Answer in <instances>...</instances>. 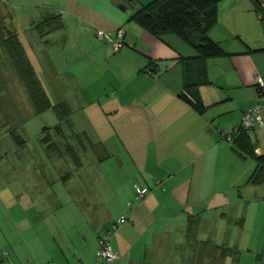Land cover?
<instances>
[{"label": "crops", "instance_id": "0c3cea01", "mask_svg": "<svg viewBox=\"0 0 264 264\" xmlns=\"http://www.w3.org/2000/svg\"><path fill=\"white\" fill-rule=\"evenodd\" d=\"M37 1L25 2L38 11L23 26L29 51L4 0L6 23L17 32L41 90L52 104L69 109L65 135L81 134L97 144L87 153L105 159L100 164L105 196L121 207L108 224L78 233L72 227L71 235L55 221L67 220L65 204L79 212L78 196L63 191L58 199L50 197L52 218L49 210L43 212L48 200L38 195L15 192L17 202L0 198V218L6 216L5 228L0 227V264H94L98 238L107 234L119 255L115 264H263L264 181L251 179L256 158L232 147L222 133L238 128L256 102L255 80L264 82V0H215L217 19L207 36L223 54L202 61L176 34L155 35L131 19L153 0ZM50 15H59L60 27L40 34L35 25ZM98 29H122L123 47L114 51L96 36ZM198 63L204 82L192 91L202 112L180 97L184 64L188 80L196 83ZM0 76L3 88V82L17 92L23 87L28 115L52 110L60 122L52 108L35 112L1 48ZM3 105L16 115L12 101L0 95ZM261 119L247 134L254 154L264 156V108ZM74 123H85L88 131L73 129ZM44 127L50 126H43L37 138L50 156L40 142ZM23 140L15 146L25 147ZM118 166L123 176L117 175ZM36 168L42 172L44 167ZM71 177L70 171L60 176L63 184ZM136 187L146 189L142 197ZM123 215L126 222L113 230ZM20 222L27 226L20 228ZM19 242L32 251L31 259L17 252Z\"/></svg>", "mask_w": 264, "mask_h": 264}, {"label": "rangeland", "instance_id": "374dc122", "mask_svg": "<svg viewBox=\"0 0 264 264\" xmlns=\"http://www.w3.org/2000/svg\"><path fill=\"white\" fill-rule=\"evenodd\" d=\"M6 1L10 4L13 14H15L16 21L19 25V31L22 34L21 38L24 42L23 44L29 51L30 45L27 42L28 34H24L23 26L26 25L29 18H35L34 16L37 15L38 11L35 10V8H29L25 4L27 0ZM31 1L38 2L37 0ZM4 75L2 77L8 81L7 74ZM0 79L3 80L1 76ZM4 83L5 82H3L4 88L0 83V88L2 87L0 95L12 101L13 106H15L16 115L11 116V114H9V110L7 109L9 107H5L4 105L0 107V198L7 201L10 197L14 202H17L20 196H15V192L26 196L28 192L30 194L29 196L38 195V198L42 201L48 200V204L42 205L43 212L49 210L50 215L48 218H52L51 215L54 203L52 202L53 199L50 197L56 198L59 196L60 198L63 191H65L79 197V203H75V206L77 205L80 207L79 212L76 210V213L73 209L74 206L72 207L71 204H65L63 208H66L65 213L68 214V218L67 220L61 219L60 221H55V226L61 223L62 226H60V228L63 227V231H69L72 235L73 228L75 232L78 233L82 230L95 231L94 225L108 224L110 216H114L121 206L118 203H109L108 198L105 196L107 189L104 186V177L106 173L104 170H100V164L105 159L99 161L90 154V152L87 153V155L81 156L83 160V167L81 170L74 169L72 157L64 151L67 142L58 137H56L54 142L60 150L47 156L38 141L37 134L43 126H53L58 122L55 114L52 110H47V112L43 114L28 115L29 109L26 107V101L28 100L23 87L20 88V92H17L13 90V86L9 83L8 85ZM49 96H51V94H49ZM80 126H82V128H87L88 131V126L85 125V123L79 126L74 123L73 129H78ZM10 129H15L16 133L25 139V147L17 148L15 146V140L9 136ZM108 163L113 164L114 162L111 160ZM40 165L44 167L42 172L36 168V166ZM115 167L117 166L115 165ZM117 170L118 176L124 175L119 166ZM65 171H70L72 173L71 181L68 184H63L60 178ZM68 206H70L71 209ZM74 208L76 209V207ZM40 218H42L41 214ZM60 218L61 217H59V219ZM4 219H6V216L0 218L1 228H5ZM42 220H44V218H42ZM39 222L38 225L35 224L34 226L37 229L41 227ZM25 226L27 225L24 223L21 224V222L19 223L20 228ZM17 249V252L21 254L25 260L26 258L31 259L32 251L29 250V247L19 242Z\"/></svg>", "mask_w": 264, "mask_h": 264}, {"label": "trees", "instance_id": "16d2710c", "mask_svg": "<svg viewBox=\"0 0 264 264\" xmlns=\"http://www.w3.org/2000/svg\"><path fill=\"white\" fill-rule=\"evenodd\" d=\"M3 5L4 0H0V48L8 57L18 77L24 84L35 112L41 113L48 108H52L60 118L59 123L43 128L46 134L45 137L40 139V142L51 154L60 150L54 142V136L64 139L67 142L64 151L72 157L74 165L80 167L83 165L81 156L87 155V147L94 149L97 144L91 140L82 139L81 134L65 135V129L70 126L67 120V115L70 111L64 104H52L41 90L34 70L28 63L17 32L6 23L9 16L7 10L6 12L4 11ZM131 19H134L152 34H176L194 47L200 60L223 54L219 46L207 36L208 30L215 24L217 19L215 0H153L133 13ZM47 27L49 31L58 29L60 27L59 15H50L35 25L36 30L40 34H43ZM184 62L185 59L183 60ZM186 65L184 64L183 90L180 93V97L190 103L196 110L202 112L203 105L200 98L196 91H192L193 87L204 82L200 73L202 64H197L199 80L196 83L188 80ZM249 130L238 126L235 131L229 132L232 134V141L227 142L235 149L240 148L256 158L258 165L251 179L254 182L264 181V156L254 154L253 146L247 134ZM9 134L16 143L22 144L24 142L15 129H10ZM101 158L103 157H98L97 160Z\"/></svg>", "mask_w": 264, "mask_h": 264}, {"label": "built area", "instance_id": "2783aa9c", "mask_svg": "<svg viewBox=\"0 0 264 264\" xmlns=\"http://www.w3.org/2000/svg\"><path fill=\"white\" fill-rule=\"evenodd\" d=\"M96 36L106 41L114 51L120 50L123 47V31L122 29H117L114 32H106L101 29L96 30ZM256 87V102L247 111L244 112L239 127L251 129L254 126L260 125L262 123L261 112L264 108V82L261 78L255 80ZM224 139L228 142L232 141L231 133H222ZM137 195L142 197L145 194V188L136 187ZM127 217L121 216L112 225V229L115 230L119 225L126 222ZM110 235L101 236L98 238V247L95 251V263L94 264H115L116 260L119 258L118 253L111 247L109 242Z\"/></svg>", "mask_w": 264, "mask_h": 264}, {"label": "water", "instance_id": "95a60500", "mask_svg": "<svg viewBox=\"0 0 264 264\" xmlns=\"http://www.w3.org/2000/svg\"><path fill=\"white\" fill-rule=\"evenodd\" d=\"M129 1H131V0H129Z\"/></svg>", "mask_w": 264, "mask_h": 264}]
</instances>
